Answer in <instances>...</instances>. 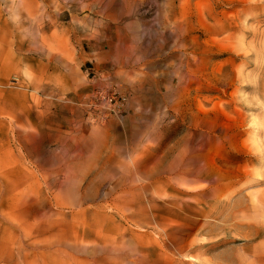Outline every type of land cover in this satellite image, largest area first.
Masks as SVG:
<instances>
[{"label": "rangeland", "instance_id": "obj_1", "mask_svg": "<svg viewBox=\"0 0 264 264\" xmlns=\"http://www.w3.org/2000/svg\"><path fill=\"white\" fill-rule=\"evenodd\" d=\"M0 264H264V0H0Z\"/></svg>", "mask_w": 264, "mask_h": 264}]
</instances>
